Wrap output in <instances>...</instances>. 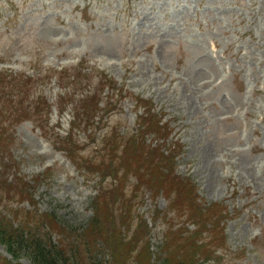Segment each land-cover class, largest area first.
<instances>
[{
  "label": "rangeland",
  "instance_id": "obj_1",
  "mask_svg": "<svg viewBox=\"0 0 264 264\" xmlns=\"http://www.w3.org/2000/svg\"><path fill=\"white\" fill-rule=\"evenodd\" d=\"M147 108L165 140L139 132ZM0 111V222L80 264H151L180 228L213 240L200 264H264V0H0ZM0 264L32 263L0 243Z\"/></svg>",
  "mask_w": 264,
  "mask_h": 264
},
{
  "label": "trees",
  "instance_id": "obj_2",
  "mask_svg": "<svg viewBox=\"0 0 264 264\" xmlns=\"http://www.w3.org/2000/svg\"><path fill=\"white\" fill-rule=\"evenodd\" d=\"M83 76L90 77L92 75L90 74V71H84ZM33 77L34 75L28 76L27 81H33ZM69 82L73 83L72 85L75 86L82 83V81L77 78L69 80L67 84H69ZM97 84V96H99V100H97V104L95 107L98 113L99 110L97 108H100L99 102L103 100V98L100 99V95L105 91L106 88H111L114 90L113 93H116V86L115 82L107 76H102ZM6 88L7 87H4L2 91H4V89ZM93 96H95V94ZM108 97L109 98L106 101L107 105H109L110 100L109 93ZM73 99L74 98H72V101ZM135 100L137 101L136 106L139 107L143 105L141 104V98H137ZM101 108L103 109V107ZM143 108H146V106L143 105ZM145 112L148 113V118L144 115L141 116L143 120L141 121V123L139 122V132L150 135L157 134L159 138L161 137L165 140L170 132L169 121L161 123V120L157 118V114L150 111L149 108H147ZM93 113V111H89V109L85 108L84 111L81 112L82 120L78 123V125L88 123L89 120L93 119V117L95 116V113ZM0 116L9 117V115H5L2 111H0ZM145 121H147V123L144 125ZM151 138L155 139L157 142L160 140L157 137ZM165 143H160V145L157 144L155 146H152V143L150 144L151 148H149V150L146 152L148 161H156L157 159H161L165 161L167 167L169 166L171 158L169 156V153L165 154V151L162 150V148L169 149L170 147ZM161 151L164 155L161 153ZM162 165V161H157L155 171L161 173ZM164 175L168 176L169 174L165 173ZM175 175L176 176L173 177V180L176 182L177 186H179V188H177L178 191H180L183 186H185L188 191L197 190L196 184H193V182H191L189 179L182 178L179 176V174ZM192 198L197 202L196 214H194V219L198 220L199 217H201V219H205L206 225L208 223L212 224L213 226L219 225L222 216L218 213H212V209L216 208L218 206V203L211 202V204L207 205L206 203H202L201 201H199L195 196H192ZM205 212H208V216ZM204 215L206 217H204ZM4 219L5 218L2 217V220ZM31 220L33 221V224L31 223L32 221H30L29 218L24 220V222L28 223L30 227L25 226L19 230L17 228H12L11 225L9 226V223L6 221L0 222V243H6V245H8V250L11 251L12 255L16 256L18 250H26L32 264H80V262L73 259L67 253L66 249L63 246H60L59 241L56 242L52 234L41 232L39 223L35 225L34 220L32 218ZM196 222L198 223V221ZM31 224L35 225V227H32ZM176 232L178 233H176V235H173V237L171 238V242L168 244L165 251H161L155 258H153L152 256L149 258L151 264H200V260H209L215 253V250L212 251L207 247V245H212V239L208 242H205L203 238H200L199 235L196 234V231L189 229L180 228ZM175 248H179V250L176 251ZM97 264L103 263L97 260Z\"/></svg>",
  "mask_w": 264,
  "mask_h": 264
}]
</instances>
